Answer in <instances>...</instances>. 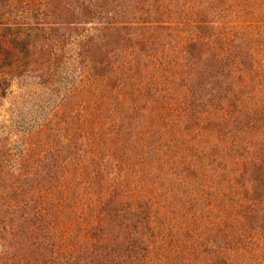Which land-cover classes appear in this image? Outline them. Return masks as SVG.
<instances>
[{"label": "rangeland", "instance_id": "obj_1", "mask_svg": "<svg viewBox=\"0 0 264 264\" xmlns=\"http://www.w3.org/2000/svg\"><path fill=\"white\" fill-rule=\"evenodd\" d=\"M88 1L0 0V264H258L264 0Z\"/></svg>", "mask_w": 264, "mask_h": 264}, {"label": "trees", "instance_id": "obj_2", "mask_svg": "<svg viewBox=\"0 0 264 264\" xmlns=\"http://www.w3.org/2000/svg\"><path fill=\"white\" fill-rule=\"evenodd\" d=\"M235 1H237V2H239V3H244V1L243 0H235ZM106 3V2H105ZM90 5V7H89V10L88 11H91V12H86V13H84V15L85 16H87V15H89V14H91V13H93V14H99L98 12V7H101L102 6V3H98V5H92L91 4V0H89L88 1V4L86 3L85 4V7H84V11H86L87 9H88V6ZM256 10V9H255ZM255 10H252L251 9V14H255L254 12H255ZM95 16H97V15H95ZM117 16V15H116ZM39 20H43V18H46V14L45 13H41V12H39ZM116 18V17H115ZM43 24H46V23H43V22H41V23H37L35 26H33V27H30V28H28L27 30H37V31H45V29L43 28ZM237 26H241L240 28H244L245 30H248L247 28H252L253 26H255V27H257V28H260V26H263L262 28H264V25H261V24H248V25H243V24H239V25H236L235 27H237ZM144 29H147V28H150L151 29V27L149 26H142ZM142 27H140V28H136V29H140V31L143 29ZM201 27H205L204 25H201ZM254 27V28H255ZM0 28H3L2 30H4V28L5 29H7L8 27H6V26H3V25H1V23H0ZM156 28H160V29H162V30H168V29H174L172 26H160V27H154L153 29H156ZM232 28H234V27H232ZM114 29H118L117 27H114ZM1 30V29H0ZM142 36V38H145V39H147L148 37H152V34H149V35H147V36H144V35H141ZM262 35H260L259 37H261ZM193 39H194V37L191 39L192 41H189L190 43H192L193 42ZM0 45H3V42L1 41V39H0ZM4 50H6L5 52H9V49H4ZM219 58V57H218ZM217 58V59H218ZM242 63H243V60H242ZM128 70L130 71L131 70V68L129 67L128 68ZM128 71V72H129ZM93 154V153H92ZM258 160H259V163L257 162L255 165V167H256V171H255V173H254V175H255V177H256V179H261V180H263L264 181V171L261 169L262 168V165L264 164V158H258ZM238 172L241 174V175H243V172L241 171V170H239L238 169ZM42 182H44L45 183V181H42ZM264 190V188L263 189H261V191L260 192H262ZM92 196H93V193H90ZM99 203V202H98ZM95 205H94V203H93V201L88 205V209H86L85 211H84V214H83V216H84V218L85 217H87V216H90L91 218H93V220L94 221H96V218H95V214H97L98 212H99V210L98 209H100L102 206H104V204L103 203H99L98 205H96L95 207H94ZM255 206H256V204L255 203H253L251 206L250 205H248L247 207H243V210H244V212L242 213V215L241 216H244V218L248 215V213H255L256 215L254 216V219H256L255 220V222H257L258 223V225H256V227H258L259 229H262V233H261V235L259 236V237H257L256 239H257V246H256V251L255 252H257L258 253V255H259V257L257 258V262H258V264H264V212H263V214L261 215V216H259L258 215V210H256V209H258L257 207L258 206H256V209H254L255 208ZM23 207H25L26 209H27V207H28V204L27 203H25V204H23ZM92 207H94V208H96L94 211H92L91 209H92ZM232 209H233V207H232ZM45 209L44 208H40V210H38V209H34V210H32V211H27V213H28V216H31V217H35V216H40L42 213H44V215H45V217L44 218H40V217H38L36 220H38V221H43V222H45V218L46 219H50V215L47 213V211H45V212H42V211H44ZM32 212V213H31ZM25 218H27V214H25L24 215V219H23V222H26L27 221V219H25ZM238 218V217H237ZM232 219H233V221L235 220V218L234 217H232ZM238 220H239V218H238ZM98 223H99V221H97L96 222V225H98ZM42 225V224H41ZM93 227V225H89V226H87V228H92ZM124 228H126V226L124 227ZM217 228V231L218 232H220L219 230H220V225L218 224V226L216 227ZM52 229H54V228H51L50 230H49V232H48V235H49V233L50 232H52L51 230ZM130 234H133L134 232H129ZM129 234V235H130ZM232 235H233V233H232V231H231V233H230V235L229 234H227V235H225V237H224V240H225V242L224 243H221V245H219V246H217V247H215V248H217V250L216 251H214V253H217V256H222L223 254H224V252L227 250V248H226V244L231 240V238H232ZM242 235H237V238L238 239H240V238H242L241 237ZM25 238H28V237H25ZM105 238H107V237H98V240H96V241H94L93 243H92V246H93V249H95V247L98 245V243L100 242V241H105L106 239ZM27 240L28 239H25V241L23 242L25 245H27V247H30V245L32 246L33 245V242H29V244L30 245H28L27 243H25V242H27ZM127 241H131V239H130V237L128 238V240ZM51 247H54V245H52L51 244ZM237 249L239 250V252L238 251H235V253H236V256H235V258H236V260H241L242 262L243 261H245V260H243V259H245V253H246V251H247V249H246V245L245 244H242L241 246H239V247H237ZM53 252V251H52ZM51 252V253H52ZM52 256H55V253H53V255ZM54 259H57L58 258V256L57 257H53ZM228 260L229 261H231V258L229 257L228 258ZM70 261H71V257L70 258H67V257H65V259H64V263H62V264H70ZM81 261V260H80ZM79 261V262H80Z\"/></svg>", "mask_w": 264, "mask_h": 264}]
</instances>
